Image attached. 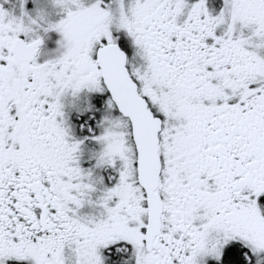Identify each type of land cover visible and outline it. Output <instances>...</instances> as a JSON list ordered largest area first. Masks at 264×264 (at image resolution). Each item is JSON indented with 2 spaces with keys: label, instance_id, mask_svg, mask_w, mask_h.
Here are the masks:
<instances>
[{
  "label": "snow or ice",
  "instance_id": "obj_1",
  "mask_svg": "<svg viewBox=\"0 0 264 264\" xmlns=\"http://www.w3.org/2000/svg\"><path fill=\"white\" fill-rule=\"evenodd\" d=\"M0 264H264V0H0Z\"/></svg>",
  "mask_w": 264,
  "mask_h": 264
}]
</instances>
